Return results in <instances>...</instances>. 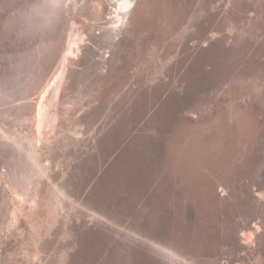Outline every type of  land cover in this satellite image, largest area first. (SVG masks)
<instances>
[{"label":"bare ground","instance_id":"obj_1","mask_svg":"<svg viewBox=\"0 0 264 264\" xmlns=\"http://www.w3.org/2000/svg\"><path fill=\"white\" fill-rule=\"evenodd\" d=\"M64 2L24 11L68 16L14 141L8 228L34 231V256L57 244L53 264H205L212 233H264V0ZM232 238L227 264H247Z\"/></svg>","mask_w":264,"mask_h":264},{"label":"rangeland","instance_id":"obj_2","mask_svg":"<svg viewBox=\"0 0 264 264\" xmlns=\"http://www.w3.org/2000/svg\"><path fill=\"white\" fill-rule=\"evenodd\" d=\"M67 1L63 0L66 4L69 3ZM27 2L26 0H0V236H4L6 233H15L17 244L16 252L8 256L0 242V264L15 262L19 264H53L58 255L57 244H53L48 249L49 251L34 256V231L23 227L14 228L15 230L10 226L8 228L10 220L6 209L10 198L5 200L2 196L6 193L7 197H11L9 187L12 179L10 174L15 169L17 170L12 154H17L20 159H23L24 155V152L17 149L14 141H23L28 144V141L24 140V136L33 131L30 126L32 123L31 113L39 94L38 90H42V83L44 86L46 79L48 82L53 76L52 73L54 74L56 71L55 39L58 36L56 30L67 24L66 17L68 15L66 13L63 16L61 14L62 17L55 21H45V15L39 16L38 19L24 16L25 8L27 5V7L30 6L32 0H27ZM64 3L63 5H65ZM77 16L81 15L78 13ZM82 17H79L78 20ZM81 20L84 21V17ZM86 25L87 23L83 25V30L87 28ZM72 96L77 97L76 94H72ZM2 130L11 136L10 140L3 138L5 135ZM48 130L50 129L46 128L44 131L48 134ZM225 218L229 223H237L246 218V213L229 210ZM219 226L220 224L216 223L211 230L218 231ZM212 234L215 243L205 251L202 257L205 264H227L235 257L238 252V244L232 238L234 234L241 237L239 241L241 245L248 246L246 244H249V250L241 253L246 254V263L264 264V233H257L259 236L257 238L253 235L251 240H247L242 236V233ZM21 239H27L28 244L23 243ZM37 257H42L44 260L40 258V261Z\"/></svg>","mask_w":264,"mask_h":264}]
</instances>
